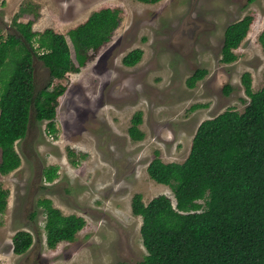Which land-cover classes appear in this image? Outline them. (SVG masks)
Here are the masks:
<instances>
[{"label": "rangeland", "instance_id": "rangeland-1", "mask_svg": "<svg viewBox=\"0 0 264 264\" xmlns=\"http://www.w3.org/2000/svg\"><path fill=\"white\" fill-rule=\"evenodd\" d=\"M104 8L120 10L119 24L108 42L85 53L78 72L54 81L65 87L57 99L55 131L32 111L26 137L15 143L20 166L0 174L8 193L0 214V264L142 262L141 218L132 214V198L139 195L146 204L165 195L174 203L171 189L149 178L148 164L156 157L182 163L201 122L227 109L242 113L249 101L243 73L250 74L253 91L264 84L258 42L264 0H0V38L18 36L16 22H31L33 49L41 53L37 39L44 30L67 36ZM246 15L253 21L233 50L237 59L221 63L227 26ZM135 49L142 52L140 61L123 64ZM197 69L206 75L190 88L187 79ZM35 76L39 87L45 85L48 71L39 61ZM137 113L143 138L133 141L127 130ZM50 167L56 168L53 181L47 178L54 172ZM43 201L64 216L83 218L72 241L48 247ZM25 241L28 249L17 254Z\"/></svg>", "mask_w": 264, "mask_h": 264}, {"label": "trees", "instance_id": "trees-1", "mask_svg": "<svg viewBox=\"0 0 264 264\" xmlns=\"http://www.w3.org/2000/svg\"><path fill=\"white\" fill-rule=\"evenodd\" d=\"M135 1L153 4L161 0ZM119 13L111 8L95 11L67 36L44 30L37 39L41 53L33 49L36 34L31 22H16L19 35L0 38L1 175L20 166L15 143L26 137L32 111L36 121H46L49 132L55 131L52 121L57 99L65 87L54 86V81L64 79L69 72H78L86 62L85 53L109 41L119 24ZM252 21L253 17L246 15L227 26L221 63L237 59L233 50L246 37ZM66 37L73 45L75 60ZM258 42L264 51V29ZM141 56L142 52L135 49L122 62L132 67ZM36 61L48 71L47 82L40 87L35 76ZM205 75L204 69L195 70L187 79L188 87ZM241 83L249 100L242 113L227 109L201 122L182 163H163L156 157L148 164L149 178L168 186L174 203L165 195L153 197L146 204L139 195L132 198L131 211L141 218L140 236L146 251L138 264H264V84L253 91L248 72L242 74ZM229 90L226 86L224 91L228 94ZM141 121L140 113L132 117L127 132L133 141L143 138L137 127ZM50 168L54 172L47 178L53 181L56 168ZM7 197V191L0 187V214ZM42 204L49 248L61 241H72L85 225L81 217L64 216L49 202ZM28 246L25 241L15 252L20 254Z\"/></svg>", "mask_w": 264, "mask_h": 264}, {"label": "flooded vegetation", "instance_id": "flooded-vegetation-1", "mask_svg": "<svg viewBox=\"0 0 264 264\" xmlns=\"http://www.w3.org/2000/svg\"><path fill=\"white\" fill-rule=\"evenodd\" d=\"M128 54V53H127ZM0 161H1V159H0ZM45 231V230H44Z\"/></svg>", "mask_w": 264, "mask_h": 264}]
</instances>
